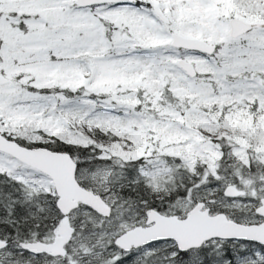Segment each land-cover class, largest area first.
<instances>
[{
	"label": "snow or ice",
	"instance_id": "obj_1",
	"mask_svg": "<svg viewBox=\"0 0 264 264\" xmlns=\"http://www.w3.org/2000/svg\"><path fill=\"white\" fill-rule=\"evenodd\" d=\"M0 264H264V0H0Z\"/></svg>",
	"mask_w": 264,
	"mask_h": 264
}]
</instances>
